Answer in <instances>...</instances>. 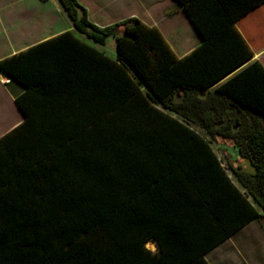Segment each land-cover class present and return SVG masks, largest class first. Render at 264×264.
Returning a JSON list of instances; mask_svg holds the SVG:
<instances>
[{"label":"trees","instance_id":"trees-1","mask_svg":"<svg viewBox=\"0 0 264 264\" xmlns=\"http://www.w3.org/2000/svg\"><path fill=\"white\" fill-rule=\"evenodd\" d=\"M58 1L92 45L67 31L0 60L25 117L0 137V264H208L264 220V68L236 27L264 0H176L201 38L182 58L137 18ZM216 138L248 162L227 165L241 190Z\"/></svg>","mask_w":264,"mask_h":264},{"label":"crops","instance_id":"crops-1","mask_svg":"<svg viewBox=\"0 0 264 264\" xmlns=\"http://www.w3.org/2000/svg\"><path fill=\"white\" fill-rule=\"evenodd\" d=\"M78 2L85 7L89 21L98 27L109 26L128 18H137L148 26L156 27L173 53L177 49L175 43H183L182 40L178 42L172 38L181 30H177L176 27L183 22L184 29L187 31L189 25L194 34L193 39L190 43L182 45L184 47L177 52L178 54L174 53L177 58L189 54L201 43V38L187 15L177 8L176 0H78ZM141 8L144 12L142 14L139 13ZM60 24H63L62 27ZM236 27L253 51V59L264 68V4L240 18ZM72 29L58 0H0V60L25 51L61 33L67 31L73 33ZM109 38H112L115 43L113 37ZM79 39L92 45L91 42ZM105 45L106 42L102 46H94L115 59V45L110 47L112 54L105 50ZM238 70L229 74L217 85ZM8 82L9 78L0 72V137L25 119L11 92L12 90L16 93L20 92V88L12 83L11 90ZM163 111L176 117L173 112ZM228 141L231 143L230 140ZM226 150L233 160H244L237 156L232 143ZM214 153L216 154L215 151ZM244 161L248 164L246 160ZM231 180L241 190L237 181L232 178ZM149 242L154 243V247L150 248L147 245L146 247L153 252L156 251V243ZM203 257L208 264H264V232L261 229L260 220L247 222L208 250Z\"/></svg>","mask_w":264,"mask_h":264},{"label":"rangeland","instance_id":"rangeland-1","mask_svg":"<svg viewBox=\"0 0 264 264\" xmlns=\"http://www.w3.org/2000/svg\"><path fill=\"white\" fill-rule=\"evenodd\" d=\"M30 1V0H28ZM158 1V0H157ZM164 4H166V1H164ZM85 8V7H84ZM139 13L142 14L144 13L142 8L139 9ZM175 24V22H173ZM63 24H60V27H62ZM184 23L182 22V24H178V27H176V29H181L178 31V35L177 36H172L173 40H177L178 42H180V40L183 41L182 44H177L175 43L176 45V54H178L177 52L184 46L182 45H185L186 43H190L193 39V32L192 30L190 29V26L188 25V29L187 31L184 29ZM73 33L81 38L82 40L86 41V42H90L88 41L85 37L81 36V35H78V33L73 30ZM115 45L114 43V40L112 38H108L107 41H106V47H105V50L107 52H111L112 54V51L110 49L111 46ZM213 142V143H212ZM211 144H212V147H213V150L216 152L217 156L221 159V162L223 164V166L225 168H227V173L230 175V177L234 180L231 172L228 170V164L232 165L233 167H236V166H241L242 169L246 170V171H250V168H249V165L244 161V160H233L232 157L229 155V152L226 150V148L230 147L231 146V143L228 141V140H223L221 138H216L214 141H212ZM260 223H261V229L262 231L264 232V220H260Z\"/></svg>","mask_w":264,"mask_h":264},{"label":"bare ground","instance_id":"bare-ground-1","mask_svg":"<svg viewBox=\"0 0 264 264\" xmlns=\"http://www.w3.org/2000/svg\"><path fill=\"white\" fill-rule=\"evenodd\" d=\"M147 246L152 248V247H154V244L152 242H148Z\"/></svg>","mask_w":264,"mask_h":264}]
</instances>
